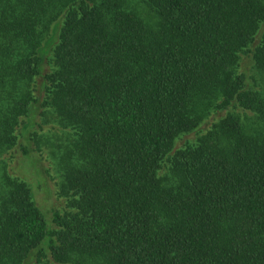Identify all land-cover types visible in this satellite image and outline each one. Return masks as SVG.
Masks as SVG:
<instances>
[{"label":"trees","instance_id":"1","mask_svg":"<svg viewBox=\"0 0 264 264\" xmlns=\"http://www.w3.org/2000/svg\"><path fill=\"white\" fill-rule=\"evenodd\" d=\"M14 147L42 180L3 167L0 264H264V0H0Z\"/></svg>","mask_w":264,"mask_h":264},{"label":"rangeland","instance_id":"2","mask_svg":"<svg viewBox=\"0 0 264 264\" xmlns=\"http://www.w3.org/2000/svg\"><path fill=\"white\" fill-rule=\"evenodd\" d=\"M253 72H251L252 74ZM225 113V110H213L211 111L198 125L195 129L190 131L189 133L183 134L180 136L178 140H176V145L183 144L184 142H192L194 139L201 133H203L212 122H215ZM35 126L33 127L36 131V134L42 135V138L46 137L47 145L50 144H57L60 141L64 140H58L57 136L61 135L60 130H55L54 126L50 123L52 122V118L48 117L49 123L42 125V129H38L37 123L40 122L39 115H35ZM54 124V123H52ZM19 126V125H18ZM62 136V135H61ZM65 137V136H64ZM63 136L61 137V139ZM17 147L12 148L10 151H7L6 153H0V182L2 178L3 173V167L5 168V171L8 174L11 175H17L19 177H24L25 180L30 179L32 183L40 184L42 180V173L39 168H37L36 164L34 163V160L27 159L26 163H24V167L26 168L24 170V173L22 172V163H21V154L15 153L17 150L15 149ZM49 148L42 146L41 150L38 151L39 155V161L37 160L38 166H42L44 168L47 167L46 172L43 174V185H41V188H38L37 186H32V191L34 194V198L37 201V203L41 206L42 209L46 208H52L55 204H58V201L61 199H56L55 195L53 193V187H56L55 184L57 182V173L52 168V158H49L48 155ZM37 158V156H36ZM27 176V177H25ZM29 184V183H28ZM1 188V186H0Z\"/></svg>","mask_w":264,"mask_h":264}]
</instances>
